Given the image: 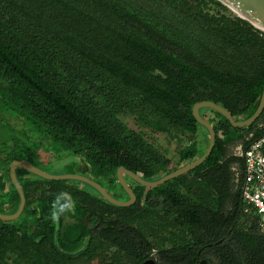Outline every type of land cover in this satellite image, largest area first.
<instances>
[{
	"label": "trees",
	"instance_id": "16d2710c",
	"mask_svg": "<svg viewBox=\"0 0 264 264\" xmlns=\"http://www.w3.org/2000/svg\"><path fill=\"white\" fill-rule=\"evenodd\" d=\"M263 86L264 32L219 0H0V113L22 131L0 143V203L11 214L20 202L9 163L27 158L37 167L52 165L40 159L48 150L69 152L82 175L128 199L118 166L160 179L207 148L208 130L194 118L193 104L212 101L242 121L255 112ZM198 111L215 131L211 153L154 188L125 176L136 196L129 206L110 203L82 181L44 179L17 167L25 207L15 220L0 219V264H78L97 247L90 223L108 245L116 230L191 244L196 232L216 233L224 225L234 233L232 251L241 240L253 251L258 215L242 199L243 176L232 192L224 155L242 133H252L246 146L264 134V107L242 127L212 107ZM125 115L175 139L177 159L128 128ZM60 191L71 194L75 212L56 225L49 213ZM122 231L114 235L127 244ZM82 247L76 256L61 252Z\"/></svg>",
	"mask_w": 264,
	"mask_h": 264
},
{
	"label": "flooded vegetation",
	"instance_id": "af4514ba",
	"mask_svg": "<svg viewBox=\"0 0 264 264\" xmlns=\"http://www.w3.org/2000/svg\"><path fill=\"white\" fill-rule=\"evenodd\" d=\"M226 217L227 215H221L223 220ZM86 225L92 234H95L97 247L88 256H83L78 264H264V250L260 246L264 233L258 229L250 231L256 243L253 251H249L248 246H244L241 240L239 247L233 248L234 252L230 245L233 230L224 225L216 233L213 230L196 232L197 235L193 236L191 244H180V241L175 239L166 241L163 237L152 240L145 232L139 230H121L127 235V244H120L114 233L120 234L121 231L116 230L111 232L114 241H110L109 245L103 244L108 242L102 239L103 232L96 223ZM83 248L64 252L76 253L67 255L76 256Z\"/></svg>",
	"mask_w": 264,
	"mask_h": 264
},
{
	"label": "water",
	"instance_id": "95a60500",
	"mask_svg": "<svg viewBox=\"0 0 264 264\" xmlns=\"http://www.w3.org/2000/svg\"><path fill=\"white\" fill-rule=\"evenodd\" d=\"M219 1L223 3L224 5H226L231 11H233L234 13H236L243 19L250 22L255 27L264 29V0H219ZM202 106H208V107H212L216 109L221 114H223L233 126H239V127L248 126L252 124L258 118V116L260 115L264 107V88H263V91H262V94L259 100V104L255 112L249 118L242 120V121H236L235 118L232 116V114L229 112V110L223 108L219 104L214 103L212 101H199L193 104L192 114L194 118L200 124L205 126L208 130L209 141H208V145H207L205 152L201 156L167 173L166 175L162 176L160 179L156 181H147L142 178L141 173H134L133 171L128 170L123 166H118L116 169V178L119 184L123 187V189L126 191V193L129 196V198L124 201L113 197L103 185H101L97 181L85 175L76 174V173L51 174L37 167L31 160L27 158L14 159L8 165L9 176H10L11 182L13 183L15 189L17 190L19 194L20 202H19V206L16 212L11 213V214L0 213V219L7 220V221L15 220L22 214L24 210L25 197H24V193L21 188V185L19 184L17 177H16V168L19 166L24 167L28 171L44 179H49V180L74 179V180H79L84 183H87L93 188H95L107 201H109L110 203L114 205H118V206H129L136 201L135 193L127 184L125 176L131 179H134L135 181L139 182L140 184L144 186L154 188L168 181L169 179H172L176 176L192 171L195 167H197L200 163H202L207 158V156L211 153L212 148L215 144V131H214L213 125L199 114L198 109L199 107H202ZM159 201H160V206L158 207V209H161L163 205V201L162 199H160ZM61 252L65 255H75L76 254V253H69V252H64V251H61Z\"/></svg>",
	"mask_w": 264,
	"mask_h": 264
},
{
	"label": "rangeland",
	"instance_id": "374dc122",
	"mask_svg": "<svg viewBox=\"0 0 264 264\" xmlns=\"http://www.w3.org/2000/svg\"><path fill=\"white\" fill-rule=\"evenodd\" d=\"M0 117L2 119H7L9 120L10 124L0 126V143H11V141H14V137H18L22 135L21 127L18 126V121L13 119L12 117L10 118L8 115L5 113H0ZM0 118V119H1ZM125 124L127 125L128 128L136 130L137 132H140L142 136L147 139L148 141L154 143L157 145L160 149H163L165 152H167V155L173 157L174 160H176V149L178 147V142L174 140H170L168 136L162 133H154L150 132L147 128L137 124L134 120V118L130 115H125L121 117ZM13 123L15 125H13ZM12 124V125H11ZM1 125V124H0ZM17 125V126H16ZM41 157L40 159L42 161H53L52 165L51 164H44L40 165L41 169L51 173V174H63L66 170L72 169L76 174H83L84 172L81 170L82 164L80 163V160L77 159L80 163V166L76 164H72L73 160V155L69 152L61 153L58 154L56 152H53L51 150H48V158H45L46 155H44L43 152L40 153ZM79 158V157H78ZM60 160V161H59ZM70 166L72 168H70ZM39 167V168H40ZM83 187L84 184H81ZM119 200H127V198H121ZM0 210L2 211L3 214H10L7 213L9 212V208L2 203H0ZM251 213H254V210L250 209Z\"/></svg>",
	"mask_w": 264,
	"mask_h": 264
},
{
	"label": "built area",
	"instance_id": "2783aa9c",
	"mask_svg": "<svg viewBox=\"0 0 264 264\" xmlns=\"http://www.w3.org/2000/svg\"><path fill=\"white\" fill-rule=\"evenodd\" d=\"M264 134L254 139L242 152L244 162L241 196L258 215L257 225L264 233Z\"/></svg>",
	"mask_w": 264,
	"mask_h": 264
},
{
	"label": "crops",
	"instance_id": "0c3cea01",
	"mask_svg": "<svg viewBox=\"0 0 264 264\" xmlns=\"http://www.w3.org/2000/svg\"><path fill=\"white\" fill-rule=\"evenodd\" d=\"M252 137V133L245 132L242 135L231 139L225 147L224 160H229V172L231 173L232 179V192L237 189L238 183L243 176V156L242 152L247 148L250 143L246 146L249 139ZM204 141V140H203Z\"/></svg>",
	"mask_w": 264,
	"mask_h": 264
},
{
	"label": "clouds",
	"instance_id": "9594fccd",
	"mask_svg": "<svg viewBox=\"0 0 264 264\" xmlns=\"http://www.w3.org/2000/svg\"><path fill=\"white\" fill-rule=\"evenodd\" d=\"M261 31L264 32V29H261ZM74 212L75 201L71 198V194L67 191H60L52 201L49 218L53 224L59 225L62 217L67 221V214Z\"/></svg>",
	"mask_w": 264,
	"mask_h": 264
}]
</instances>
